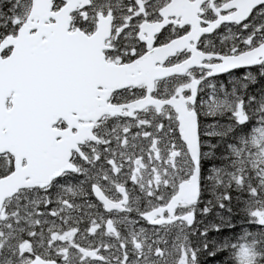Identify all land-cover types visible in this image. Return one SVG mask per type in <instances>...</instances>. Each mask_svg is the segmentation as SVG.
<instances>
[{
    "label": "snow or ice",
    "instance_id": "obj_1",
    "mask_svg": "<svg viewBox=\"0 0 264 264\" xmlns=\"http://www.w3.org/2000/svg\"><path fill=\"white\" fill-rule=\"evenodd\" d=\"M0 264H264V0H0Z\"/></svg>",
    "mask_w": 264,
    "mask_h": 264
}]
</instances>
